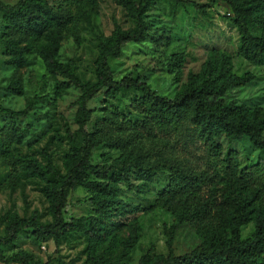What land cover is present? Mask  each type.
<instances>
[{
  "label": "trees",
  "instance_id": "obj_1",
  "mask_svg": "<svg viewBox=\"0 0 264 264\" xmlns=\"http://www.w3.org/2000/svg\"><path fill=\"white\" fill-rule=\"evenodd\" d=\"M169 1L179 5L190 3L188 0ZM220 1L227 7V19L237 33V54L253 65L262 63L264 33L253 34L249 26L256 20L264 0ZM124 5L134 18L133 26L123 29L114 25L107 37L97 38L98 53L93 61L95 81L89 84L73 74L69 62L57 61L56 54L60 39L75 31L79 16L95 10V0H58L50 6L40 0H16L10 5L0 2L4 18L0 46L9 56L8 63L23 62L25 55L32 51L35 37L41 36L43 42L35 51L45 70L59 75L64 85H72L79 92L73 116L79 142L71 146L66 155L64 173L49 166L32 165L37 174L47 176L44 194L49 203L50 222L35 226L24 220L8 221L0 242L9 240L24 227H35L37 235L51 240L54 245L70 233L95 241L104 223L92 215L65 217L70 192L84 189L96 211L107 208L122 212L142 210L115 196L116 182L126 180L131 172L145 179L165 170V184L156 191L147 209H162L172 216L171 225L164 229L166 254L150 256L144 253L137 264H264V164L255 162L241 166L237 152L230 148L223 150L217 141L220 135L227 144L246 137L252 148L264 150V108H247L236 100L226 99L227 92L248 84L254 75L230 73L226 58L211 60L197 75H189L184 87L172 97L155 93L147 83L136 78L122 76L114 80L107 59L117 57L125 42L145 40L143 15L151 6V0H124ZM110 91L136 92L129 107L139 118L131 121L102 100L100 117L90 130H86L84 126L90 120L86 103L98 93ZM25 110L13 111L0 106V112L7 115L0 126V161H5L12 170L0 188H12L15 184L14 173L20 161L10 151L12 144L22 137L17 118L23 116ZM184 122L191 124L194 137L206 148L205 169H185L167 158L149 161L142 148L130 143L125 134L126 131H174ZM101 143L118 150L119 156L108 163L90 164L91 149ZM249 222L252 231L242 238L240 227ZM182 224L193 228L199 242L189 251L174 255L171 250L173 232ZM92 253L91 248L83 264H106L103 260L92 259ZM50 260L47 256L43 262L30 261L24 254L2 259L4 263L20 264H48Z\"/></svg>",
  "mask_w": 264,
  "mask_h": 264
},
{
  "label": "rangeland",
  "instance_id": "obj_2",
  "mask_svg": "<svg viewBox=\"0 0 264 264\" xmlns=\"http://www.w3.org/2000/svg\"><path fill=\"white\" fill-rule=\"evenodd\" d=\"M15 1L0 0L8 5ZM40 1L50 6L58 0ZM188 1L190 3L179 5L169 0H151V6L143 15L145 40L125 42L117 57L107 59L111 77L114 80L122 76L136 78L147 83L155 93L172 97L184 87L189 75H197L206 62L226 58L230 73L254 75L248 84L227 92L226 99L236 100L247 108H264V61L253 65L237 54V33L227 19V7L220 0ZM95 5L94 11L79 16L72 34L60 39L56 54L57 61L69 62L73 74L89 84L95 81L93 61L98 53L97 38L107 37L114 25L130 29L134 21L124 0H95ZM3 24L0 13V32ZM249 31L256 35L264 33V6ZM41 42V36L35 37L31 53L16 64L8 63L9 56L0 46V106L13 111L26 108L24 115L17 118L22 137L12 144L10 151L20 161L14 173L15 184L12 188H0V236L4 235L8 221L24 220L35 226L50 222L49 203L44 194L47 176L37 174L32 165L49 166L62 174L67 153L79 142L73 119L79 92L72 85H64L59 75L45 70L35 51ZM134 94L133 91L98 93L86 103L90 120L84 128L90 130L100 117L102 100L127 119H138L129 107ZM6 120L7 115L0 112V126ZM125 134L130 143L142 148L149 161L167 158L196 171L207 166L206 148L194 137L189 122L174 131H126ZM217 141L223 150L230 148L237 152L241 166L255 162L264 164V150L252 148L246 137L227 144L220 135ZM119 154L118 150L101 143L91 149L88 161L90 164L108 163ZM9 172H12L9 165L0 161V186L7 182ZM166 174L165 170H160L140 179L131 172L126 180L116 182L117 198L143 208L133 212L113 208L96 211L84 189L70 192L65 217H97L104 223L98 239L90 241L81 234L70 233L54 245L51 240L37 235L35 227H24L9 240L0 242V264H20L4 263L2 259L23 254L30 261L41 262L49 256L48 264H83L91 248L92 259L106 264H137L144 253L165 255L164 229L171 225L172 216L162 209L147 208L156 191L165 184ZM251 231L249 222L240 227V236L247 237ZM198 242L193 228L182 224L173 232L172 253L183 254Z\"/></svg>",
  "mask_w": 264,
  "mask_h": 264
}]
</instances>
